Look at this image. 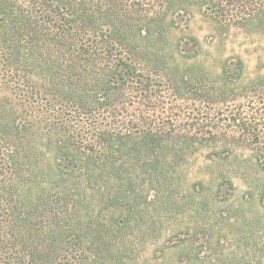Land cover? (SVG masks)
Listing matches in <instances>:
<instances>
[{"label": "trees", "instance_id": "obj_1", "mask_svg": "<svg viewBox=\"0 0 264 264\" xmlns=\"http://www.w3.org/2000/svg\"><path fill=\"white\" fill-rule=\"evenodd\" d=\"M197 15L264 38V0H0V264H264V71Z\"/></svg>", "mask_w": 264, "mask_h": 264}, {"label": "rangeland", "instance_id": "obj_2", "mask_svg": "<svg viewBox=\"0 0 264 264\" xmlns=\"http://www.w3.org/2000/svg\"><path fill=\"white\" fill-rule=\"evenodd\" d=\"M190 34L197 37L201 44L212 51L213 57H229V56H239L241 57L247 66V71L249 74H255L258 68L264 71V38L257 35H249L243 30L238 28L231 29L230 33L225 37L224 43L218 46L219 38L217 34L212 30L211 26L203 21V19L197 15L192 19L189 31ZM213 71H218V67H212ZM199 163H202L200 160ZM199 165V164H198ZM197 166L193 170L191 180H195L198 177ZM239 191L244 189L243 184L238 183ZM184 221V218H180ZM187 219L185 218V221ZM178 242V239H171L167 244L174 245ZM174 253V250H172ZM170 257H174L170 253ZM152 259H149V261Z\"/></svg>", "mask_w": 264, "mask_h": 264}]
</instances>
